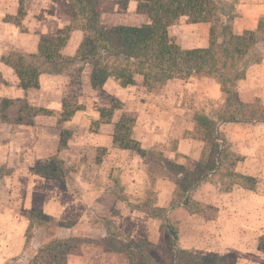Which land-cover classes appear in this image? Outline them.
<instances>
[{"label":"crops","instance_id":"1","mask_svg":"<svg viewBox=\"0 0 264 264\" xmlns=\"http://www.w3.org/2000/svg\"><path fill=\"white\" fill-rule=\"evenodd\" d=\"M20 1L0 0V264L23 252L28 227L22 213L34 208L72 222L74 228L80 227L76 224L80 217H87L88 229L91 216L110 217L118 227L104 225L99 229L102 237L116 229L133 242L141 239L152 245L162 243L170 219L177 223L182 249L217 255L227 264H256V254H261L257 235L264 221V122H219L217 130L228 145L227 161L187 194L201 212H190L183 202L172 205L177 187L164 164L193 168L207 161L210 147L196 136L194 115L204 113L217 120L213 112L224 104L220 85L209 78L172 79L162 94H156L137 76L128 87L110 78L94 88L93 66L78 64L82 73L77 81L43 73L39 88L23 89L4 56L14 51L36 54L42 36H55L70 25L72 10L65 17L54 11L51 0H25L23 6ZM106 1H114L111 12L101 5L98 11L106 28L150 22L138 10V0H127L125 12L119 1ZM232 6L237 34L256 31L264 21V0H239ZM16 16H21L19 22L7 19ZM210 27L205 22L191 24L184 17L170 33L184 49L207 48ZM82 39L81 31H73L62 54L73 57ZM237 96L245 104H264V59L248 68ZM71 110L74 113L65 119L64 113ZM128 113L136 114L133 138L142 152L114 144L116 124ZM62 152L68 156L67 166L73 162L80 166L77 175L67 178L65 195L56 178L41 177L33 170L42 159ZM229 174L250 177L253 184L233 182ZM70 182L79 185L82 202L71 197ZM107 199L114 203L113 209L104 202ZM155 208L166 209L163 217L153 216ZM247 237L254 241L251 254L231 259L236 248L246 247L242 241ZM68 264L128 261L90 241L68 257Z\"/></svg>","mask_w":264,"mask_h":264},{"label":"trees","instance_id":"2","mask_svg":"<svg viewBox=\"0 0 264 264\" xmlns=\"http://www.w3.org/2000/svg\"><path fill=\"white\" fill-rule=\"evenodd\" d=\"M69 8L72 10L70 25L55 36H42L36 54L14 51L4 56V62L15 70L23 89L39 88V77L43 73L68 75L77 81L82 73L78 64L93 66L91 83L94 88H101L110 78L122 87H128L136 83L137 76L143 78L144 86L151 91L163 87L169 80L192 77L213 79L220 85L224 104L216 111L217 120L204 113L194 115L196 136L210 147L207 161L196 163L193 168L170 161L164 164L166 173L177 187L171 204L183 202L190 212H201L199 205L187 194L227 161L228 145L217 130L218 123L264 122L261 101L245 104L237 96L238 83L246 77L248 68L264 59V21H260L256 31L237 34L233 29V6L222 5L219 0H138V10L146 13L150 22L142 26L112 28L100 24L97 0H71ZM22 13L20 8L19 15ZM184 17H188L191 24L210 23L207 48L184 49L170 33L171 27ZM75 30L83 33L82 42L73 57L65 56L62 51ZM74 111L64 113V118L72 116ZM135 122V113L122 116L116 124L115 146L142 152L140 144L133 138ZM57 156L42 159L33 170L41 177L56 178ZM228 176H235L246 186L253 181L242 175ZM165 212L166 209L155 208L152 214L163 217ZM22 215L29 221L22 254L26 252L34 230H39L48 239L40 242L35 256H31L26 264H68V257L85 242L76 237L56 235L55 230L69 229L72 222L57 220L35 208L23 211ZM178 239L177 223L169 219L160 245L128 239L125 249L115 250L111 242L108 249L126 253L128 264H227L223 257L182 249ZM257 250L264 255V233L258 237Z\"/></svg>","mask_w":264,"mask_h":264},{"label":"rangeland","instance_id":"3","mask_svg":"<svg viewBox=\"0 0 264 264\" xmlns=\"http://www.w3.org/2000/svg\"><path fill=\"white\" fill-rule=\"evenodd\" d=\"M51 1L53 3L54 11L57 10L61 16L66 17L67 15H70L71 9L69 8V4H71V0H51ZM117 1H119V8L122 9V12H125L126 6H127V3H126L127 0H117ZM238 1L239 0H219V2L222 3V5H223V3H226L227 5H234ZM24 2H26V1L25 0L20 1L21 6H23ZM113 2L114 1L108 2L106 0H97V13H98V11H100V5L102 7L104 6L108 12H111L112 9L114 8ZM20 18H21V16H16V17H11V18H7V19L14 20L15 22H19ZM116 22H119V21L116 20L113 23L110 22L109 24L114 25ZM135 24H137V23H135ZM154 92L156 94H162L164 92V89H163V87H161V88L156 89ZM218 107H217V110H218ZM216 111L214 110V112H213L214 116H216ZM67 162H68V156L66 155V152H62V154L57 156V165L56 166L58 168V172L56 173L57 177L55 180L58 181V185H59L58 189H61L64 195L68 191L67 182H66L67 178L69 177V179H70L73 177V175H77L79 170H80V166L76 162H73L71 164V166L70 165L67 166L66 165ZM232 181L238 182V183L242 182L241 180L237 179L235 176L233 177ZM245 182L247 183V181H245ZM70 183H71V188L69 191H70L71 197H74L75 200H79L82 202L83 198L81 197L79 185L77 183H75V184H72V182H70ZM248 184L250 187L253 184V181H251V184H250V182ZM104 202L109 207H111L112 209L115 207L114 203L112 204L110 199H107ZM21 213H22V211H20V214ZM55 218L57 220L67 222L66 220H63V219H60L57 217H55ZM75 218L78 219V217H75ZM86 218L87 217L85 216V219H82V217H80V219H78L79 221L76 222V224H78V226H80L79 228L72 227L71 229L63 228V229L55 230L56 235L58 237H61V238L76 237V238L83 239V241H85V242L80 243L79 247L76 249L74 254L79 253L82 245L84 243H88L90 241L96 242L98 244H100V243L103 244L104 248L108 251L110 250V249H108V244L110 242L115 245V248H114L115 250L116 249H123V248L125 249L126 243H127L128 239L130 240V238L128 236H126L124 233L117 231L115 229L109 235L102 237L103 233L99 230L104 225L109 226L110 224L113 227L114 226L118 227L114 223L115 220L113 218L110 219V217H104L100 214H95L94 216H91L90 223H91L92 227L89 229H88L89 223H85ZM26 222H27V227H28L29 222L27 219H26ZM73 228L75 229V231H73L74 230ZM90 229H93V230H90ZM262 233H264V221L261 222V226H260V229L258 231L257 237H259ZM12 237H13V235H12ZM47 240H48L47 237L44 234H42L39 230H34L26 252L24 254L21 253L20 255H17L11 259L5 260L4 264H26L31 256L32 257L35 256L36 251L40 245V242L47 241ZM242 242L244 243V245L246 246L245 248H247V249L236 248L235 252L230 255L231 259L234 258V256H239L240 254H243V255L251 254L249 250H251V247L254 243L253 239L251 237H247L246 240L242 241ZM121 254L128 261L127 254L126 253H121ZM252 254H254V253H252ZM256 255H255L256 259L258 260L256 262V264H264V255L263 254H259V255L256 254ZM13 259H16V260L14 261Z\"/></svg>","mask_w":264,"mask_h":264}]
</instances>
